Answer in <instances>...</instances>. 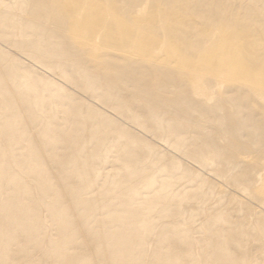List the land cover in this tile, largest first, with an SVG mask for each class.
I'll return each mask as SVG.
<instances>
[{
  "label": "bare ground",
  "instance_id": "6f19581e",
  "mask_svg": "<svg viewBox=\"0 0 264 264\" xmlns=\"http://www.w3.org/2000/svg\"><path fill=\"white\" fill-rule=\"evenodd\" d=\"M0 264H264V0H0Z\"/></svg>",
  "mask_w": 264,
  "mask_h": 264
}]
</instances>
